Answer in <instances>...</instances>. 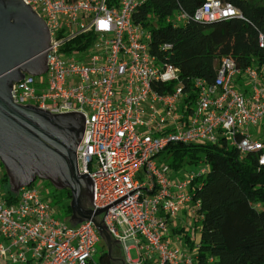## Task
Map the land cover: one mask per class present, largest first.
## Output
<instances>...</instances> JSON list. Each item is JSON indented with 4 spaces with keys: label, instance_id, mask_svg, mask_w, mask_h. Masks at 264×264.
Returning <instances> with one entry per match:
<instances>
[{
    "label": "built area",
    "instance_id": "1",
    "mask_svg": "<svg viewBox=\"0 0 264 264\" xmlns=\"http://www.w3.org/2000/svg\"><path fill=\"white\" fill-rule=\"evenodd\" d=\"M22 1L45 22L51 50L44 73L25 72L12 84L13 103L85 117L77 161L94 183L88 209H107L95 219L118 241L126 264H195V251L175 243L170 225L188 206L194 225L200 202L192 200V185L209 167L200 162L198 173L171 177L161 154L170 144L223 139L264 166V66L239 68L223 58L212 82L182 79L179 68L152 54L151 33L133 22L147 0ZM187 18L176 13L169 21L178 26ZM232 18L243 19L232 4L205 0L193 19ZM15 197L0 194V264H97L102 237L94 222L56 218L51 193L32 185Z\"/></svg>",
    "mask_w": 264,
    "mask_h": 264
},
{
    "label": "trees",
    "instance_id": "2",
    "mask_svg": "<svg viewBox=\"0 0 264 264\" xmlns=\"http://www.w3.org/2000/svg\"><path fill=\"white\" fill-rule=\"evenodd\" d=\"M221 1L232 4L243 19L206 24L193 19L205 0H147L134 13L133 22L151 33L152 54L179 68L182 79L212 82L223 58L239 68L264 66V45L260 46L264 6L253 0ZM176 13L188 15L178 26L169 21ZM164 44L172 48L160 49ZM161 157L176 173L185 164L206 162L209 167L192 185V200L200 202L192 226L196 243L190 242L188 227L175 229L176 234L186 232L185 244L195 251V264H264V166L257 155H242L220 139L214 144H170ZM2 181L8 183L5 173ZM67 198L72 199L69 190ZM6 199L15 202L17 197L7 193ZM65 211L72 215L70 205ZM97 264H113V259L106 252Z\"/></svg>",
    "mask_w": 264,
    "mask_h": 264
},
{
    "label": "water",
    "instance_id": "3",
    "mask_svg": "<svg viewBox=\"0 0 264 264\" xmlns=\"http://www.w3.org/2000/svg\"><path fill=\"white\" fill-rule=\"evenodd\" d=\"M49 50V30L32 8L22 0H0V162L14 195L36 178L50 180L58 189L68 188L72 195L69 222L74 226L94 222L112 257V246L119 243L111 238L104 221L95 219L107 209L91 211L82 204L84 195L93 204L94 192L93 181L88 174L79 173L77 163L85 117L77 112L54 115L12 101V84L23 80L25 72L44 73ZM52 131L54 135H50ZM49 157L57 160H49L53 166ZM41 167H52L55 174H42Z\"/></svg>",
    "mask_w": 264,
    "mask_h": 264
},
{
    "label": "rangeland",
    "instance_id": "4",
    "mask_svg": "<svg viewBox=\"0 0 264 264\" xmlns=\"http://www.w3.org/2000/svg\"><path fill=\"white\" fill-rule=\"evenodd\" d=\"M254 2H256L257 4L263 5L264 6V0H253ZM37 82L38 81H43L44 80V76H37L36 77ZM264 127V125H263ZM253 132L256 131V129H252ZM264 138V130H263V137ZM201 169L200 165H189V164H185L182 169L179 171V173L184 176L187 175L189 172H195L198 173V171ZM174 174H176V172L171 169L169 175L172 177L174 176ZM3 175L0 173V194L2 196H7V193L9 194H13V192L11 191V188L9 186L8 183L4 184L3 181ZM33 186L43 190L44 192H49L51 193V197L52 199L54 198V194H56L55 198L53 199V208L55 210L56 213V218L59 219H63L65 221H67L68 218V213L65 211L67 205H70L71 201L67 198V194H68V188H64V189H58L57 187H55L53 185V183L50 180H45V179H40L38 178L35 183L33 184ZM70 191V190H69ZM82 204L84 207L88 208L90 206V201L87 198V196H83V201ZM193 221V220H192ZM185 225L189 228L191 225L185 222ZM178 227L179 229L182 227V224L179 222H176V220H174L171 224V228H176ZM186 233V232H185ZM185 233H182L183 235ZM182 236V235H181ZM122 247L120 245H113L112 246V259H113V264H126L123 261V256H122ZM108 252V244L106 241H104L103 239L96 245V253L94 254V262L98 263L100 257L102 256V254ZM131 256L133 259H136V251L135 250H131Z\"/></svg>",
    "mask_w": 264,
    "mask_h": 264
},
{
    "label": "crops",
    "instance_id": "5",
    "mask_svg": "<svg viewBox=\"0 0 264 264\" xmlns=\"http://www.w3.org/2000/svg\"><path fill=\"white\" fill-rule=\"evenodd\" d=\"M0 173L3 175L4 174V170H3V168H2V166H1V163H0ZM8 184H9V182H8ZM190 208H191V206H188L187 207V209L186 210H184L182 213H180L179 215H178V217H177V219H176V222H179V223H181L182 224V227L180 228V229H182L183 227H187L186 225H185V222L186 223H188V224H190L191 223V218H192V216H191V213H190ZM71 217V216H70ZM70 217L68 216V218H69V220H70ZM193 226V225H192ZM191 226V227H192ZM170 227H171V225H170ZM176 230L177 229H179L178 227H176L175 228ZM175 229L174 228H171V237H172V239L173 240H175V243H177L180 247H182L184 250H191V247L190 246H188L187 244H185V234L183 235L182 233L181 234H176L175 233ZM182 235V236H181ZM196 236V235H195ZM180 240H181V242L182 243H180ZM195 241H196V239H195Z\"/></svg>",
    "mask_w": 264,
    "mask_h": 264
},
{
    "label": "flooded vegetation",
    "instance_id": "6",
    "mask_svg": "<svg viewBox=\"0 0 264 264\" xmlns=\"http://www.w3.org/2000/svg\"><path fill=\"white\" fill-rule=\"evenodd\" d=\"M52 134L54 135V132H53V131H52V133H50V135H52ZM52 146H53V145H52ZM52 146L50 145V147H51L52 149L56 150V148H55L54 146H53V147H52ZM61 155H62V154H61V151H60V149H59V150H58V156L61 157ZM49 160L52 161V162H56V161H57L56 158H51V157H49L48 161H49ZM50 161H49V162H50ZM0 163H1V162H0ZM77 163H78V161H77ZM50 165L53 166L51 162H50ZM1 166H2V168H3V170H4V173L6 174L5 167L3 166L2 163H1ZM38 169L42 171V172H41L42 174H48V173L51 174V175H52V174H55V173H54V169H53L52 167H41V168H38ZM6 175H7V174H6ZM38 175H39V174H36V176H38ZM37 179H38V178H36V180H37ZM36 180H35V181H36ZM35 181L32 183V185L35 183Z\"/></svg>",
    "mask_w": 264,
    "mask_h": 264
}]
</instances>
